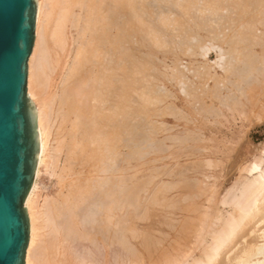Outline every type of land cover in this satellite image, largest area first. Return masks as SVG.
I'll return each mask as SVG.
<instances>
[{
	"label": "bare ground",
	"instance_id": "obj_1",
	"mask_svg": "<svg viewBox=\"0 0 264 264\" xmlns=\"http://www.w3.org/2000/svg\"><path fill=\"white\" fill-rule=\"evenodd\" d=\"M134 1L36 0L35 38L32 52L28 59L26 93L36 111L39 149L34 182L24 201V208L29 219V238L24 256V264H141L144 257L145 259L154 258L152 250L160 241H153L151 238L143 237V235L148 236L147 232H144L145 234L143 235L139 234L138 231L128 224L131 211H128L125 203V195L127 192L120 185L118 190L120 193L115 197L110 195L108 199H103V202L97 206L96 211H85L84 208L89 203L92 194L97 191V187L101 183L102 187L107 183L106 180H103L99 184L98 179L100 175L104 174V166L102 164L105 161H110L116 155L118 157L121 156L126 140L127 128L129 130L128 132L134 134L136 131V134L143 138H145L147 132L150 134L152 130L153 123L149 121L148 124L146 120H144L145 122H140L141 116L139 117V114L142 115L144 113L145 115L147 113L149 115L148 109L150 107L148 108L146 106L148 108L146 109L145 103L151 99H156V102H158L160 92L156 90L155 98L150 94L145 96L143 94L144 92L142 93V90H139L138 87L141 85L139 84L140 79H145V71L148 66L156 64L158 57L159 59L160 57H166L167 52L169 55L174 54H171L172 52L170 53V51H161L163 48H168V46L172 47L171 45L174 46L173 50H178L177 53L183 55V57L194 56L205 59L211 49L216 50L215 61L213 64H209L206 71V62L201 67L196 66L197 69L202 70L192 72L190 69L193 76L196 73L195 76L197 75V77L194 76L196 80L199 78V80L204 81L206 80L204 76L206 77L209 71L217 70L224 74V78L222 77L223 80H221L225 82V79L229 77V73H227L228 66L236 71L233 72L235 75L232 74L235 80L237 78L240 79L242 77L241 75L244 76L243 73L253 74V60L254 58L255 60L258 58L256 59L257 55L253 54L252 50L253 47L260 46L261 40H257L260 44L259 42H254L256 41V36L254 37L252 35H254L253 33L256 34V31L253 32L255 29H252L255 26L259 27V24L254 21V18L261 15L264 0H230V2L224 3V5L220 4L224 2L222 0H205L206 3L202 1L205 4V8L202 7V13L199 12L200 9L195 8L200 13L199 16L201 17L199 20L197 19L199 17L198 14H191V9L195 7L194 1V3L190 2L191 0L185 3L183 2V5L181 1L169 0L166 2L168 10L165 9L162 11L164 14L162 17L156 16L154 26L152 24L145 25V22L139 15L140 11L138 10V12L134 8ZM229 6L235 12L229 10ZM125 10H128L127 19L123 18ZM220 10L224 16L225 13L222 12L224 10L235 13L236 16L232 14V16H235L234 20L230 22L232 16L229 19L228 14L227 17L229 20L225 19L223 15L220 17ZM205 12H210V16L208 15L210 17L209 19L206 18ZM178 15L182 20L180 18L178 20L175 19ZM262 15L264 17V12ZM212 16H215L214 18L217 17L215 19L217 21L212 20ZM263 17L261 18L263 19ZM253 22L255 23L253 24ZM262 22H264V19ZM260 24L262 23L260 22ZM144 26L146 27L145 29ZM211 27L214 28H212V31L210 29ZM260 28L264 30V24L262 26L260 25ZM225 30H228L229 33L226 32L227 34H224ZM174 31L179 34H172ZM140 32L148 33L150 36L146 46H143L140 40ZM215 35V40L210 39L209 36L214 38ZM217 36H221V38L217 40ZM176 37L179 38V41L175 45L173 40L178 39ZM192 40H195L194 42L196 43L193 44ZM225 45L226 50L223 48ZM142 48L146 49L145 53H143L144 55L141 53ZM247 48L249 54H244ZM222 51L224 52L222 53ZM154 55L156 56V62L153 63L152 57ZM225 58L226 62H223ZM176 60L174 61H179L178 59ZM255 60L254 62H256ZM237 61L241 65L240 67L244 68L243 70L245 72L242 70L239 72L242 68H235L236 65H234V68L232 67ZM161 62L159 60L158 63ZM161 64L164 65L163 62ZM173 64L168 68H174ZM173 68L172 70L175 69ZM186 68L188 69V67ZM186 68L185 66L182 67L184 72ZM172 70L170 74H167L168 80L170 79L173 83L175 82L178 90L185 97H190V94H187L188 92L184 90L185 85L183 87V83L185 84V82L189 81L187 80L188 78H185V73L183 74V72H177L175 70V74ZM157 75L156 81H158L159 76ZM162 75L165 76V74ZM254 75L257 78L260 77L259 71L254 73ZM207 77L209 79L211 76ZM181 78L187 81L182 80V83L180 81ZM210 80H213V78H210ZM258 80L255 78L256 84L253 83L254 85L252 82L247 83L246 87L243 88L246 91L242 89L241 91L236 89L240 88L239 86H235V82L233 86L229 82L231 80L227 79L231 86V90H229L232 92H230L231 95L239 94L241 91L244 95L240 94V96L247 105H254V101H257L256 97L264 93V83L261 84L262 86L259 85L256 87L259 82H263L264 75L260 79L258 78ZM216 81L218 82V80ZM246 82L248 81L246 80ZM233 91H238V93H233ZM133 92L136 93L135 98L137 99L132 97V102L135 105L138 103L136 107L135 105L131 106L129 104L131 102L130 94ZM152 100L148 103H151ZM234 102L231 104L232 107H238L241 104L240 101ZM209 110V113L206 112L210 115L212 110ZM155 113L156 111H154ZM152 114L153 112H151ZM131 115V121L133 119L138 120L139 118V125H128V119ZM192 115L190 116L192 117ZM181 116L180 118H182ZM240 123L242 124V122ZM232 126L234 125L232 124ZM212 140L214 141V138ZM262 153L264 154V150ZM263 157L248 164L242 170L244 175L239 176L232 184L226 196L219 201L222 206L228 207L229 210L226 212V215L221 214L222 212L220 214L214 213L210 216L211 220L203 221L202 226L204 224L210 225L209 228H211V231L209 230L210 233L208 235L210 237H205L204 243L200 244L201 246L199 245L200 249L197 250L198 255L196 256L194 253H191L195 247L194 249L191 248L193 250H190L188 254L186 252H184L185 254L182 253L187 258L180 255L181 253L164 257L162 255L164 251L161 248L159 255L163 260L167 261V263L164 261L162 263L223 264V262L226 263L227 254L233 248H235L233 254L235 256L245 255L250 250L248 248L252 246L254 240L252 237L249 241L243 242L240 247H238V244L245 239L249 231L253 230L257 232V225L264 219V208H262V205L264 206ZM123 158L122 156L121 160ZM48 169H52L53 173L58 174L57 191L54 198L51 196L53 199L51 198V203L49 201L50 205L47 207L43 206L41 207L42 210H39L36 206L37 198L35 199L37 179L41 171L48 172ZM157 191L155 193L157 198L154 195L153 200L156 199L154 202L160 207L159 203L164 201L162 194L165 192L161 191L157 193ZM48 199L51 200L50 197ZM41 204L43 205V203ZM175 204L176 202L173 201L170 203L171 210L178 207ZM164 206L166 207V205ZM142 218L145 219V216ZM185 222L182 223L181 220V223L175 227L174 232L176 233V237L184 238L185 234L189 235L191 231H195L193 226L191 227L193 224L190 223V225ZM189 222L193 221L189 220ZM251 224L254 228H251ZM208 225L205 226L208 227ZM248 225H250L249 230L247 228ZM205 226L202 228H205ZM171 227L173 228V226ZM78 230L82 231L81 234H78ZM198 232L200 233L202 231ZM204 234L207 235L208 233ZM164 235L167 236L166 234ZM201 237H204V235ZM79 239L88 244H99V257L95 258L89 254L82 257L75 255L76 253L72 247V243L74 240ZM127 240L132 241L131 248L128 247ZM260 250L257 249L255 252H257L256 255H261V259L264 262V250ZM248 264H257V262L252 263L249 261Z\"/></svg>",
	"mask_w": 264,
	"mask_h": 264
},
{
	"label": "rangeland",
	"instance_id": "obj_2",
	"mask_svg": "<svg viewBox=\"0 0 264 264\" xmlns=\"http://www.w3.org/2000/svg\"><path fill=\"white\" fill-rule=\"evenodd\" d=\"M168 1L169 0H135L133 4H134L135 10L140 11L139 15L141 16V18L145 22V25L152 24L154 26V23L156 22V18L158 16L162 17L164 15L162 13V11L165 9L168 10L166 7L167 6L166 2H168ZM170 1H173V0H170ZM178 1H181L182 4L184 5V3L186 1H190V0H185V1L184 0H178ZM202 1L205 2V0H191L190 1V2L195 4L194 5L195 7H193L191 9L192 10L191 14L192 13H193V15L198 14V16H199V14H200L199 12L202 13V11H201L202 7H204V5H205L204 2H202ZM228 1L230 2V0H222L223 3H220V4L224 5V3H228ZM174 2H176V1H174ZM200 2H202V3H200ZM161 4H163V5H161ZM195 8H197L198 10L200 9L199 12H197V9H195ZM231 8L232 7H230L229 10H231L232 12L233 11L235 12V10H233ZM263 9H264V7L261 8V10H262L261 15L264 12ZM229 10L228 11L227 10L222 11L223 13H225L226 17L224 16V14L221 13V10L219 12V15H220V17H222V15H223L225 19H228V17H227V14H228L229 19L232 18L230 20V22H232V20H234L236 15H235V13H231V11H229ZM226 12H229V13H226ZM175 14H176V12H175ZM217 14H218V12H217ZM232 14L235 16H232ZM208 15L210 16V12L206 13V16H207L206 18L209 19L210 17ZM219 15H217V16H219ZM261 15H259L260 18H259V16L257 18L256 17L254 18V21L259 24V27L255 26L253 28L251 26L253 28L252 30L255 29L253 32L256 31V34L253 33L254 35H252L254 37L256 36L255 37L256 41H254V42L256 43V42H259L261 40V44L259 42L260 46H255V47H253V50H252L253 54L257 55L256 59L258 58L257 60H255V58H254V60L257 63L254 62V60H253V69L255 71L253 70V74L252 73L246 74V73L241 72L244 74V76L241 75L242 77H240V79L237 78V80H235V79H233L232 74H234L233 72H236V71L234 69L232 70V68H230V66H228V68H227V70H228L227 73H229L228 74L229 77H227V75H226V77L228 80H231V81H229L232 83L231 85L234 86L236 83L235 86H239L240 89L236 88L237 90L242 89L244 91L245 89H243V88L246 87L247 83L252 82V84L253 83L256 84L255 78H256V80H258V78L260 79V77H263V75H264V71H263L264 70V50H263V48H264V32L263 31L264 30L262 28H260V25L262 26L264 24V22H262L264 17H263V15L262 16ZM127 16H128V10L127 11L125 10L123 18L127 19ZM230 16H232V17L230 18ZM171 17L173 18V16H171ZM200 17L201 16L197 17V19L199 20ZM212 17H213L212 20L217 21V20H215V19H217V17L216 18H214L215 16H212ZM261 17H263V19ZM179 18H180L179 15L177 17H175V19H177V20ZM202 18H203V15H202ZM261 19H262V21H261ZM180 20H182V19L180 18ZM228 20H225V21H228ZM255 22H253V24ZM260 22L262 24H260ZM145 28L146 27L144 26V29ZM212 28L213 27L210 28L211 31H212ZM242 29H244V28H242ZM228 30H225L224 34L229 33ZM140 33H141L140 34V36H141L140 40L142 41L143 46H146V43L148 42V39L150 38V36L148 33H147L148 34L147 35L145 32H140ZM220 33H222V32H220ZM172 34H179V33L174 31ZM222 35H223V33H222ZM209 37H210V39L215 40L216 35L214 38L211 36H209ZM176 38H178V37H176ZM218 38L220 39L221 36H217V40H218ZM251 38H253V37H251ZM180 39H182V38H180ZM257 40H259V41H257ZM177 41H179V38L174 39L173 43H175V45H176ZM181 41H183V40H181ZM192 41H193V44L196 43V42H194L195 40H192ZM171 46L172 47L168 46V48H163L161 51L162 52L170 51V53L172 52L171 54L174 53L173 55H169V53L167 52L166 57H163V58L160 57V59L158 57V60H156L155 55L152 57V60H153L152 62L154 63L157 61L156 62L157 65L152 64V66H148L147 70L145 71V76H144L145 79L141 78L140 82H139V84H141V85L138 86L139 90L141 89L142 93L144 92L143 94H145V96H148L150 94L151 96H154V98H155L156 97V90L160 92V95L158 96V98H159L158 102H156V99H153V100L151 99L152 100L151 103H153V104L148 103L151 100H149L147 103H145V107L147 106L148 108L149 107L151 108V109L150 108L148 109L146 107V109H148V111H149L148 112L149 115L147 113L145 115H144V113H142V115L139 114V117L141 116L140 122H145L144 120H146V122L148 124H149V121L151 123H153V127H152L150 134H148V132H147L145 138L139 137L138 134H136V131L133 134V133L128 132L129 130L127 128L126 140L124 143V148L121 152V156L118 157V155H116L110 161H105L104 164H102L104 166V170H103L104 174L100 175V177L98 179L99 184L103 180H106L107 183L103 187H102V183L99 185V187H97L98 188L97 191H95L92 194V197H91L89 203L87 205H85V207H84L85 211H90V210L96 211L97 206H99L100 203L103 202V199H108V197H110V195H113L115 197V196H117V194L120 193L118 191L120 188L119 185L121 186V188H124V190H126V192H127L125 195V201H126L125 203L127 205L128 211L129 212L131 211L129 218H128V224L132 228H134L136 231H138L139 234L143 235V234H145L144 232H147L148 236L143 235V237L151 238V239H153V241L154 240L160 241V243L157 244L156 247H154L152 250L153 251L152 255L154 258L151 257L152 259H145V257H144L141 264H151V262H152V264H164V263H162V261L167 263V261L163 260V258H161L159 255V251L161 250V248L164 251V253H162V255H164V257L165 256L168 257L171 255H175V253H177V254L181 253L180 255H183V254H185L184 252H186L188 254V252L191 250V248L194 249L196 247L195 248L196 250L194 249L195 250L194 251L192 249L193 251L191 250L192 251L191 253H194L197 256L198 255L197 250L200 249V246H201L200 244L204 243L205 237H207L211 231L210 230L211 228H209L210 225L204 224L202 226V224L206 220L209 221L210 216H212V214H214V213L220 214L222 212L221 214L226 215V212H228L229 209L227 206H222L219 203V201H221L223 199V197L226 196V194L228 193L232 184L239 178V176L244 175V172H242V170L248 164H250L254 160H259L264 155L262 153L264 150V106H263L264 105V98H262V97H264V93L261 94L262 97H260L261 95L256 97L257 101H254L255 99L253 100L255 103L254 105H251V104L247 105V104H245L244 99H242L240 96V94H242V92H241L242 90L239 92V94H236V95L232 94L231 95L232 92L229 91V90H231L230 83L227 81V79H225L226 80L225 82L224 81L222 82V80L224 78V76H223L224 74L221 71H217V70L209 71V74L206 75V77L211 76L210 78L211 79L213 78V80H210V78L207 79L208 77L206 78L205 76H204V79H206V80H204V81L199 80V78L196 80L195 77H197V75L195 76L196 73H194V76H195L194 77L192 72H196V70H202L199 68L197 69L196 66L201 67V66H203L204 62H206V66H205V71H206V69H208L207 67L209 66V64H213L215 61L216 50L211 49L208 52L205 59L204 58L202 59V57L198 58V57H194V56H192V57H185L184 56L183 57V55H180L179 53H177L178 50H176V49L173 50V48H174L173 45H171ZM223 48H224V50H226V45ZM169 49H172V50H169ZM145 51H146L145 48L141 49L142 54L145 53ZM223 52L224 51H222V53ZM251 52H250V54H251ZM188 53H186V54H188ZM244 54H249L248 48L244 52ZM260 54H262V55H260ZM258 56H260L261 58ZM173 58H175L174 60L178 59L179 61L176 62L177 60L174 61ZM159 60L162 61L164 63V65L161 64L162 62L158 63ZM223 60H224V58H223ZM169 61H171V62H169ZM223 62H226V58H225V61H223ZM223 62H222V64H223ZM172 63H174L173 65H174L175 69L172 67L174 70H172V68L171 69L168 68V67H171ZM235 63L234 64L232 63L233 68H234V65H236L235 68L236 67L242 68V67H240L241 65L238 64V61ZM165 65L168 69L165 67ZM178 65H180V66H178ZM162 66H163V68H162ZM184 66H185V68L188 67V69L187 68L186 69H187V72H189V73L186 72V69H185V72L183 71L184 69H182V67H184ZM190 69L192 70V72L190 71ZM243 69L244 68H242L240 70L238 69V70L240 72L241 70L244 71ZM171 70L174 71L175 74H176V71L177 72H183V74L185 73L184 74L185 78L186 79L188 78L187 80H189V81L191 80L190 83L186 79L181 78V80H180L181 82H182V80L187 81V82H185V84L183 82L182 83H183V87L185 85L184 90L186 92H188L187 94H190V97L189 96L185 97V95L182 94L178 90V86L176 85V83L175 82L173 83L172 81H170V79L168 80L167 74H170ZM257 71H259V76H260L258 78L256 77V75H254V73H256ZM260 71L263 72V73L261 72L262 76H261ZM160 72H162V74H165L166 77L163 76L162 74H160ZM180 74H182V73H180ZM156 75L158 76V81H156ZM213 75H215L216 77ZM137 77H139V76H137ZM199 77H201V76H199ZM201 79H203V78H201ZM215 79L218 80V82L219 81H221V82L218 83ZM246 80L248 82H246ZM258 81H257V83H258ZM262 81H261L262 83L259 82V84L256 85V87H258L259 85L262 86L261 84L264 83V80H262ZM216 84H219V85H216ZM158 86H160V87H158ZM209 90H210V92H209ZM235 91H233V93ZM235 93H238V91ZM242 95H244V94H242ZM210 96L213 98H211ZM132 97L133 98L136 97L135 92L130 94V101L131 102L129 104L131 106L135 105V103L132 102L133 101ZM217 98H219V99H217ZM135 99H137V98H135ZM233 101H235L234 103H236V101H240L241 104H239L238 107H232L231 104ZM222 102H225V103H222ZM131 103H134V104H131ZM137 104L135 105V107L137 106ZM166 105L167 106L169 105V106L167 107ZM191 105H192V108H191ZM174 108H176V109H174ZM208 109L212 110L211 112H213V113L210 112V115L207 114ZM151 110L156 111L157 114L156 113L154 114V111H151ZM200 110L201 111L203 110V112H201ZM150 111L153 112L152 115H151ZM187 111L190 113L188 114ZM197 111H199V112H197ZM159 112H160V114H159ZM162 113H164L165 115L167 114V116H165L164 114L161 116ZM168 113L170 116L168 115ZM180 115H182L181 116L182 118H180ZM185 115H187V116H185ZM190 115H192V117H194V118H192ZM154 116H157V117H154ZM146 117H149V118H146ZM131 120H132V115L129 116L128 125H130V124L139 125L138 124L139 118H138V120L137 119H135V120L133 119V121H131ZM182 121H183V123H182ZM240 122H242V124ZM201 123H202V125H201ZM203 123H204V126H203ZM232 124L234 126H232ZM157 126H158V128H157ZM208 126H210V128H208ZM212 127H213V129H212ZM235 131H236V133L237 132L238 133L237 134L234 133ZM210 137L214 138V141ZM233 143H235L236 145ZM203 145H205V146H203ZM134 147H135V149H134ZM203 147L206 149H204ZM232 148H233V150H232ZM212 151H214V152H212ZM215 152H217V153H215ZM204 154H205V156H204ZM122 156L124 158L121 160ZM207 160H208V162H207ZM117 166H119L120 168ZM166 171H167V173H166ZM119 172H121V173H119ZM52 173H53L52 169H48V172L41 171L39 176H38L37 191L35 194L36 195L35 199L37 198L36 206L39 208V210H42L41 207H43V206L44 207L49 206L52 199L54 198V196L56 194V191H57V175L58 174H55V173L52 174ZM114 173H117V174H114ZM100 179H102V180H100ZM155 184H156V186H155ZM186 186L190 189H188ZM156 191H157V193H159L161 191L165 192L164 194H162L163 198L161 197L164 201L159 203L161 208L159 206H157L158 204H156V202H154V201H156V199L153 200V198L156 197V194H155ZM49 197H50V199L51 198L52 199L49 200L48 199ZM170 197H171V199H170ZM165 200H167V201H165ZM49 201H50V203H49ZM172 201L176 202L175 205L178 206V207H176V209H173V210H171L172 207L170 205V203ZM165 202H167V203H165ZM41 203H43V205ZM153 203H154V205L155 204L156 205L155 206L152 205ZM162 203H164V204H162ZM150 204H151V206H149ZM164 205H166V207ZM162 206H163V208H162ZM168 207H170V208L167 209ZM262 208H264L263 205H262ZM144 212H146V213H144ZM170 213H171V215H170ZM203 215H204V218H203ZM144 216H145V219L142 218ZM170 219H172V220H170ZM181 220H182V223L184 221H186L187 224H190V223L193 224V225H191V224L190 225H191V227L193 226V229H195L194 232L191 231V234H189V235L185 234L184 238H180V237L178 238V236L176 237V233L174 232L175 227H177L181 223ZM189 220H191L193 222H189ZM205 225H208V227ZM171 226H173V228ZM194 226H195V228H194ZM204 226H205V228H202ZM197 228L200 230H198ZM247 228L249 230L250 225H248ZM251 228H254V226H252V224H251ZM256 228L258 229L257 232H255L253 230L249 231L247 233V236L245 237V239L241 243L238 244V247H240L243 242L249 241L252 237L254 240H253L252 246L250 248H248L250 250H248V252L245 255L242 254V255H236L235 256V255H233L235 252V248H233V250H231L227 254V258L225 261L226 263L223 262V264H248L249 261H251L252 263L257 262V264H264V262L261 259V255H256L257 252H255V250H257V249H259V250L261 249L262 251L264 250V219H262L259 222V224L257 225ZM198 231H202V232H200L202 235ZM203 231H204V233H208V234L205 235L203 233ZM81 232H82L81 230H78V234H81ZM156 232H158L160 234H158ZM164 234H166L167 236H165ZM203 235H204V237L200 238V236H203ZM198 236H199V238H198ZM208 237H210V236H208ZM179 240H181V241H179ZM188 241H189V243H188ZM127 242H128V247L131 248V246L133 244L132 241L130 242L127 240ZM178 246H180V247L178 248ZM72 247L76 253L75 255H77L78 257H82L86 254H89L90 256H93L95 258L99 257L100 249H99V244H97V243L88 244L87 242H84L81 239H79V240L73 241ZM183 256L186 257V255H183ZM149 260H151V261H149ZM153 260H154V262H153ZM255 260H257V261H255Z\"/></svg>",
	"mask_w": 264,
	"mask_h": 264
},
{
	"label": "water",
	"instance_id": "obj_3",
	"mask_svg": "<svg viewBox=\"0 0 264 264\" xmlns=\"http://www.w3.org/2000/svg\"><path fill=\"white\" fill-rule=\"evenodd\" d=\"M36 0H0V264H24V201L38 158L36 111L26 93Z\"/></svg>",
	"mask_w": 264,
	"mask_h": 264
}]
</instances>
